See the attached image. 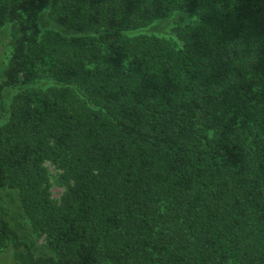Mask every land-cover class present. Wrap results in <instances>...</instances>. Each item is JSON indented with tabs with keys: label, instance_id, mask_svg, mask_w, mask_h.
<instances>
[{
	"label": "trees",
	"instance_id": "1",
	"mask_svg": "<svg viewBox=\"0 0 264 264\" xmlns=\"http://www.w3.org/2000/svg\"><path fill=\"white\" fill-rule=\"evenodd\" d=\"M46 9L65 33L32 32ZM3 28L0 201L53 254L28 264H264V0H0Z\"/></svg>",
	"mask_w": 264,
	"mask_h": 264
},
{
	"label": "rangeland",
	"instance_id": "2",
	"mask_svg": "<svg viewBox=\"0 0 264 264\" xmlns=\"http://www.w3.org/2000/svg\"><path fill=\"white\" fill-rule=\"evenodd\" d=\"M49 9L40 14L30 17L28 20L32 32H37L42 37L47 32L65 33L50 18ZM183 22L182 16L175 15L170 21L160 22L149 29L152 34L171 36L178 26ZM12 35L9 28L0 29V85L4 82V73L8 67L12 47ZM41 89L61 86L55 81L43 80L33 83ZM17 91L15 88H6L3 91L0 101V127L7 122L10 115V108ZM80 95L85 99L83 94ZM46 167L50 173V192L53 201L59 203L67 192V186L61 180V171L50 162H46ZM0 215L7 219L13 229L18 233L23 247L10 245L0 254V264H28L29 254L35 257L51 256L47 239L38 236L31 226L29 219L21 208L20 196L14 190H5L1 195Z\"/></svg>",
	"mask_w": 264,
	"mask_h": 264
}]
</instances>
